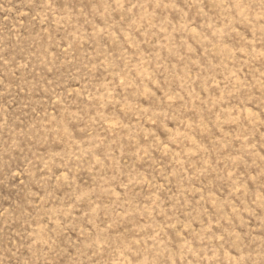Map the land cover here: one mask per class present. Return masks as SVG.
<instances>
[{
	"label": "rangeland",
	"instance_id": "rangeland-1",
	"mask_svg": "<svg viewBox=\"0 0 264 264\" xmlns=\"http://www.w3.org/2000/svg\"><path fill=\"white\" fill-rule=\"evenodd\" d=\"M0 264H264V0H0Z\"/></svg>",
	"mask_w": 264,
	"mask_h": 264
}]
</instances>
